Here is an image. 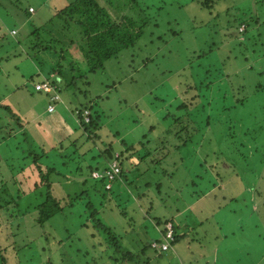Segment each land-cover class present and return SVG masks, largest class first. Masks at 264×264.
<instances>
[{"label":"rangeland","instance_id":"obj_1","mask_svg":"<svg viewBox=\"0 0 264 264\" xmlns=\"http://www.w3.org/2000/svg\"><path fill=\"white\" fill-rule=\"evenodd\" d=\"M70 1L73 0H0V58L11 56L10 62L1 65L0 99L7 97L5 104L15 107L16 113L21 115L22 126L24 119L28 121L31 116L23 99L25 91L33 93V90L31 87L22 90L21 87L30 81L32 74L51 77L54 72L45 74L46 65L50 67L51 61L46 62L49 59L38 54L30 56L32 53L27 49L30 39L24 36L23 30H19L22 42L17 44L16 38L12 37L16 31L11 28L19 27L17 21L22 16L24 24L20 27L27 30V20L32 21L36 27L41 26ZM104 2L105 5L101 3L103 8L112 13L113 19L116 18L115 12L122 11L136 19L145 17L148 26L156 23L161 25L159 29L145 28L137 40V46H133L135 50L131 47L123 49L117 58L107 60L102 70L88 75L91 85L88 86L90 90L86 99H95L99 94L103 97L99 109L106 110L102 118L101 134L106 135L107 139L113 138L111 133L116 136L114 141L118 151L123 153L122 158L129 156L127 169L130 166L133 167L131 170L139 168V174H128L131 180L134 179L129 185L131 189L118 177L116 183L106 184L107 190L114 188V191L118 190L117 193L121 192V209L127 215L123 218L112 211L105 223L123 232V241L130 247L128 249L137 251L144 243L156 237L149 216L161 219L174 217L181 225L182 240L165 255L166 260L157 259L156 253L148 261L149 264H206L205 260L209 264H264V202L261 203L256 195V191H259L260 197H264V0H217L210 10L201 7L196 0ZM107 3L115 12L110 6L112 11L108 8ZM157 5L159 9L155 10ZM28 8L31 12L29 14ZM119 20L116 19V22ZM256 20L258 24H255ZM82 22L87 26L86 21ZM239 22L241 24L236 29ZM80 27L76 26L79 34L67 33V42L71 38L79 42L85 34L81 33ZM173 29L178 31L175 35L171 33ZM88 30L91 32L92 28ZM159 33H163V38L168 41L152 43ZM72 50L76 53L78 47L75 45ZM202 52L204 58L198 60L195 55ZM198 64L214 71L213 80H209L214 81L211 96L215 106L203 139L197 144L199 152L192 156L189 150L181 148L179 153L184 157V163L173 164L175 155L168 154L170 150V154H176L174 148L180 142L175 136L165 135L163 131L175 117L189 112L196 103L193 98L196 91L188 87L193 83L189 73H201L197 69ZM15 65L18 72L13 75ZM217 82H220V96ZM238 99L242 101L238 102ZM183 101L190 104L187 105L188 110H177L176 106ZM151 125L156 126L154 131L149 130ZM17 128L13 116L1 105L0 189L14 170L32 164V151L36 154L47 151V156L39 158L40 165L45 167V163H53L55 169L66 177L57 183V194L64 196L76 191L85 197L84 190L88 189L89 192L93 180H96L92 178L93 173H90L91 178L88 177V165L95 166L105 161L101 157L103 149L85 141V135L77 127L65 135L55 126H36L29 122L24 136V129ZM42 131H50L53 138H66L54 142L47 136V140L43 141V151L37 147L43 140ZM147 140L150 142L146 147L150 148L151 154H157L151 158L164 156L161 163L158 161L160 165H156L158 162L155 165L146 164L141 159L140 164L138 156H135L137 159L130 157L125 149L128 145H136L140 141L146 143ZM213 141L219 147L217 155L214 153L216 147L212 146ZM240 141L244 149L238 147ZM121 142L126 145L121 146ZM161 152H167V156L160 155L163 154ZM93 155L99 159H92ZM187 157H191V161H185ZM146 167L154 170L143 174ZM187 170L194 172L189 176ZM202 172L204 187H209L213 182L216 185L194 202L195 193L197 190L199 192L201 185L192 175L197 173L201 176ZM85 179L87 185L82 184ZM193 180L198 185L194 186ZM157 182H160V189H157ZM106 194L103 200L105 207L108 208L109 203L112 207V195L110 191ZM84 203V199L77 200L75 206L69 209L72 212L70 216L76 219ZM31 216L25 215L23 228L18 226L22 230L16 239L18 256L11 253L13 247L7 248L6 264H97V261L90 259L100 251L83 255L85 248L79 245L77 230H64L69 220L59 215L52 218L45 235L37 237L41 230L37 227L29 228ZM70 226L73 227V224ZM9 228L8 223L0 226V237L7 242L12 235ZM218 232L219 237L214 235ZM35 236V245L26 247L34 239L31 237ZM83 242L89 243L87 239H83ZM214 246L220 248L217 261H213L211 256ZM30 253L34 254L31 255L32 262L28 260ZM150 254L151 250H148L147 255ZM81 255L87 263H80Z\"/></svg>","mask_w":264,"mask_h":264},{"label":"trees","instance_id":"obj_2","mask_svg":"<svg viewBox=\"0 0 264 264\" xmlns=\"http://www.w3.org/2000/svg\"><path fill=\"white\" fill-rule=\"evenodd\" d=\"M196 1L201 7H205L210 10V8L213 6V2H216L217 0ZM101 3L104 4V0H73L63 8L56 11L55 14H53L47 21L43 23V25L36 27L32 21L27 20V30L22 28V30H24V36L27 35V37L30 39L27 46L29 52L32 53L30 56L33 54L40 55V53H47L50 54V56L55 55L58 57L56 63L50 66V70L45 71L47 74H52V72H54L51 77H42L39 73L32 74L30 81L21 87L22 90L31 87V89L35 92H40L46 95L48 97L46 109L48 112H53L57 105H65L63 99L61 98L64 90L68 87L74 89V99L76 102L70 106L69 112L73 114L76 125L78 124L77 127L81 131L82 135H85V141H90L93 146L103 149L101 157H104L105 161H101L95 166L88 165V170L90 171H87V175L89 178L92 177L90 176V173L92 174L94 171L100 173L101 176L97 178L92 177L96 180H93L92 182L90 187L91 190L89 191L90 193L88 192V189L84 190L85 197H81L82 194H78L76 191L69 194L67 193L64 196H59L55 191V189L58 188L57 183L61 181V178L64 179L66 177L55 169L53 163H45V167L40 165L39 158L42 156H47V151L41 152L40 154H36L34 151H32V164L26 167L21 166L18 170H14L9 180L0 189V226L4 223H8L10 227L9 229L12 233L9 239H7L9 242L2 240L3 238L0 237V264L7 263V248L13 247L14 251L11 253L13 256H18L19 253L16 252V250L18 251L16 248V239L18 237L17 234L22 232L18 226H21L22 228L24 227L23 219L25 215H32L30 218L31 221L29 223L30 229L32 227H37V229L41 230L40 235H36L37 237H40L42 234L45 235L46 229L50 227V220L52 218L59 215L62 216L64 220H69L70 223H66L67 225H65L64 230L69 232H74L77 230L76 238L79 240V245L85 248L84 252H82L83 255H86V253L92 255L95 253V251H100L96 254H93L90 259L97 261V264H149L148 261H150L151 257L156 253L157 259H165V255L169 253L172 247H176L179 241L182 240V235L180 232L181 225L175 221L174 217H164L161 219L159 217L150 218L149 216V219L153 222L155 227L156 237H154V239H152L150 242L144 243L139 250L130 251L128 249L130 247L123 241V232L121 233L120 230L110 227L107 225V223H105V221L109 220L112 211L115 215L123 218L125 215H127L126 211L121 209V192L117 193L118 190L114 191V188L107 190L105 187L106 184L108 182L116 183L118 179H120L123 181V183L127 184L128 188H130L129 185L132 184V180L134 179L131 180L129 178L130 175L128 174L132 173L133 175L135 172L138 173L139 168L137 167L134 170H131L133 167L131 168L130 166V168L127 169L126 164L128 162L129 156L122 158L123 153L118 151L114 141L116 136L111 133V137L113 138L107 139L106 135L103 136V134H101L100 130L103 127L102 118L104 117L106 110L102 108L101 110L99 109L100 103L103 102V97H101L99 94H97L95 99H86V97L89 95L88 91L90 90L88 89V86L91 85L88 75L95 73L98 70H102L105 65L104 63H106L107 60H110L111 58H117L123 49L129 47L134 48V44L137 46V40L141 38L145 28L153 27L154 29H159L161 25L156 23L154 26H148L149 23L148 21L144 20L145 17H142V19H136L133 16L122 13V11H119L117 8L116 10L119 11V13H116L113 7L107 3L108 8L110 6L115 12L114 16L116 18L113 19L111 17L112 13L109 12L108 9L105 10ZM133 7H135V5ZM29 8L27 9L28 14L31 13L29 12ZM158 9L159 6L157 5L155 10ZM20 19L21 20L17 21L18 26L24 22V16H22ZM116 19H120L118 23L116 22ZM82 21H86L88 23L87 26ZM81 23H83L85 26ZM258 23L259 21L256 20L255 24ZM240 24L241 22L238 23L236 29L240 26ZM76 26H79L82 29L81 33L84 32L86 35H82L78 43L72 38L71 41L68 40L67 42L66 35L68 32L71 34H79ZM245 27L247 28L246 24ZM89 28H92L91 32L88 30ZM173 30H171V33L175 35L178 31ZM245 31L246 29L243 31V33ZM15 35H17V33ZM163 35V33H159L157 36H155V39L153 38L154 41L151 42H167L168 40L164 39ZM21 42L22 39L19 38V43L17 42V44H21ZM75 45L78 47V51H76V53H74L72 50ZM135 49L136 48H134V50ZM24 51L29 53L26 51V49ZM203 54L204 53L202 52L195 56L199 58L198 60H202L204 58ZM0 60V63L2 64L6 61H9L10 57L9 55H4L0 58ZM198 65L199 66L197 69L200 70L201 73H197L196 71L189 73L193 83H190L188 87L196 91V94L193 97L196 99V103L191 106L192 109L189 112L186 111L185 114L175 117V119L171 121V124L163 131L165 132V135L171 134L172 136H175L180 142L179 144L175 145L174 148V152L177 155L170 154L171 150L168 154L172 156L175 155L173 164H178L179 162L184 163V157L179 153L181 148L185 149L186 151L189 150V155L192 156L199 152V149L197 150L196 148L197 144L203 139V134L209 126L212 117V110L215 106V101H213L214 98L211 96V86L212 82L214 81H210L213 80L212 74L214 71L210 67L208 69H204L202 68L201 64ZM218 76L220 77V75ZM43 82H46L48 85L54 88L47 92L37 90L35 88V83L37 84ZM217 87V92L220 96V82H217ZM54 95H57L58 98L53 99L52 97ZM211 99L212 102H210ZM241 101L242 99H238V102ZM50 105L53 106L52 110H49ZM187 105L190 104H186L183 101L181 104L176 106V109L188 110ZM2 107L15 119V124L18 126L17 130L23 127L20 117L21 115L16 113L17 111H14L7 105H2ZM84 113H87V121L84 120ZM155 128L156 126L151 125L149 130L154 131ZM145 137L146 136L144 135L143 138ZM149 142L150 140H147L146 143L140 141L136 145H128L125 147V149L130 153V157H135L137 155L138 159L136 157L135 158L139 161V163L143 161V163L155 165L158 161H162L164 156L157 159L151 158L152 155L157 154H151L150 148L146 147V144ZM120 144L121 146L126 145L125 142H123V144L121 142ZM212 146L216 147L214 153L217 155L219 147L215 142L212 144ZM59 147H61V145H59ZM238 147L244 149V144L240 141ZM115 152H117L116 156ZM166 153L160 155H166ZM97 155H93L92 159H99ZM190 158L191 157L185 158V161H191ZM113 161H116L119 164L120 171L117 176L118 179L115 177L113 180L109 181L107 176L104 174L109 169V164ZM160 163L156 165H160ZM197 166L201 167L199 164H197ZM125 168L127 171H125ZM150 168L146 167L143 171V174H145V171L147 174L148 172H152L154 170H150ZM77 169L79 170V168ZM187 172V174L190 176V174L194 171L190 172V170H187ZM203 173L204 172H202L201 176H199L197 173L192 175L196 180H199V185H201L199 192L197 190L195 193L196 197L194 202L198 199H201V197L207 191L216 185V183L212 181L213 183L209 187H204V184L202 183ZM206 173L207 171H205V174ZM87 183V179L82 182L83 185H87ZM145 183L147 185L149 184V182ZM159 184L160 182L156 183L157 189H160L158 187ZM192 184L194 186L198 185L195 180H193ZM120 189L123 190V188ZM108 191H110L112 195L111 198H113L114 207H111L110 205L112 204L109 203L110 205L108 208H106L104 203L105 201L103 202V200L106 199V193ZM256 195L257 199H260L261 203H263L264 197L263 199L260 197L261 194L259 191H256ZM80 198L81 200L84 199L85 203L83 205V210L79 211L80 214L75 217L76 219H74L72 216H70L72 212H69V209L73 208L75 206V202ZM168 223L171 225L173 235L171 249L161 251L152 248V241H162V238L167 232L166 225ZM71 224H73V227L70 226ZM217 225H220V222H217ZM218 231L220 232V229H218ZM205 232L208 231L205 230ZM219 232L214 235L219 237ZM127 233L128 231L125 232V234ZM36 236L31 237L34 239L30 240L26 247L31 244L32 246L35 245L34 242ZM13 238L15 240H13ZM82 238L84 240L87 239L89 243L83 242ZM148 250H151L150 255H147ZM31 255L34 254L30 253V256L28 257L30 262L33 261L31 260ZM83 255L79 256L80 263L86 260L84 259ZM75 259L78 260L76 257ZM85 263L87 262L85 261Z\"/></svg>","mask_w":264,"mask_h":264},{"label":"crops","instance_id":"obj_3","mask_svg":"<svg viewBox=\"0 0 264 264\" xmlns=\"http://www.w3.org/2000/svg\"><path fill=\"white\" fill-rule=\"evenodd\" d=\"M19 20H21V19H19ZM23 24H24V22H22L20 24V26ZM20 26L11 28L12 30L17 31L16 32L17 35L12 36L9 34L10 36L16 38V43L17 42L19 43V38H20L19 30H22V27H20ZM20 39H22V38H20ZM22 49L20 48V50H22ZM23 52H24V49H23ZM40 55L44 56L45 59H49V60H46V62L51 61L52 65H54L56 63L57 58H58L55 55L50 56V54H47V53H40ZM9 57L11 58L10 55H9ZM8 62H10V61H6L5 63H8ZM1 65L2 64L0 63V70H2ZM16 68H17V66L15 65L13 75H16V73L18 72ZM47 70H50V67L46 66L45 71H47ZM45 74H46V72H45ZM21 77H23V76L21 75ZM22 80H24V79L22 78ZM14 86L17 87L16 83L14 84ZM73 90L74 89H72L70 87H68L64 90L65 91V93H64L65 97H63V102L65 103V105L64 104L57 105V107L55 108V110L53 112H48L46 109L47 104H48V97L46 95H44L43 93H40V92H35L34 90H33V93L27 92V90H26L25 91L26 95L24 96L23 99H24V103H26L25 105L28 106V108L31 112V116L29 117L28 121H26L24 118H23L24 121L22 120L24 123V126L19 128V129H22V128L24 129V131L22 132V135H24V133L26 131V126L28 125L29 122H32V124L36 125V126L37 125L40 126L41 124H48L49 127L55 126V128L58 129L59 131L62 130L65 135L69 134L70 131H72V129H74V127H77L78 124L76 125V121H75L73 114H71L69 112L70 106L73 105L74 102H76V100L74 99L75 94H74ZM23 99H22V102H23ZM6 101H7L6 96L3 97L2 99H0V106L6 105L5 104ZM16 104L18 105V103H16ZM9 107L12 108L14 111H16L15 107H11V106H9ZM56 111L59 112V114L56 113ZM44 131H42L43 132V140H41V142H39L38 146H37L40 150L45 149L44 148L45 144L43 141H44V139L47 140V136H48V138L50 137V139H52V141H54V142L61 141L62 139L65 138V137H61V138L54 137L53 138L50 131H48L46 133H44ZM52 131H55V130H52ZM185 248L187 250V244H186ZM219 250H220V248L218 246L213 247L212 254H211L213 261L214 260L217 261ZM204 263L209 264L210 262L205 260Z\"/></svg>","mask_w":264,"mask_h":264},{"label":"built area","instance_id":"obj_4","mask_svg":"<svg viewBox=\"0 0 264 264\" xmlns=\"http://www.w3.org/2000/svg\"><path fill=\"white\" fill-rule=\"evenodd\" d=\"M35 88L37 90H42L43 92H47V91H51L54 87H51L50 85H48L46 82L43 83H37L35 84ZM53 99H57L58 96L54 95L52 97ZM53 106L50 105L49 110H52ZM84 120L87 121L88 120V116L87 113H84ZM120 171V166L116 161H113L109 164V169L105 172L104 175L107 176L108 180H113L115 177L118 176V173ZM101 174L98 173L97 171L93 172V177L97 178L100 177ZM168 225V226H167ZM166 225L167 228V232L165 234V236L162 238V241L157 242V241H152L151 242V247L158 249V250H167V249H171V241L173 240V235H172V228L170 223H168Z\"/></svg>","mask_w":264,"mask_h":264}]
</instances>
